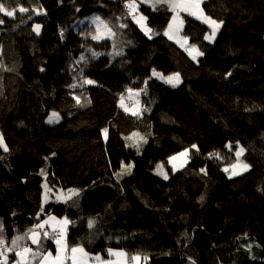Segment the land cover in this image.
Masks as SVG:
<instances>
[{
  "label": "trees",
  "instance_id": "trees-1",
  "mask_svg": "<svg viewBox=\"0 0 264 264\" xmlns=\"http://www.w3.org/2000/svg\"><path fill=\"white\" fill-rule=\"evenodd\" d=\"M133 1L159 35L147 36L127 12ZM10 2L29 11L0 13L6 264L16 260L11 241L50 215L69 220L68 248L83 245L106 259L118 248L147 257L143 264H264V0H204L205 14L222 22L213 42L204 22L183 14L182 34L201 51L198 61L165 37L166 5ZM91 10L116 32L113 41H95L90 26L72 28ZM153 70L180 73L183 82L168 85L151 78ZM129 90L141 92L138 116L119 104ZM52 112L62 120L48 124ZM237 146L250 168L230 177L224 169L236 163ZM188 148L189 162L174 172L168 159ZM161 162L169 178L154 172ZM51 189L73 195L49 201ZM53 236L44 250H55Z\"/></svg>",
  "mask_w": 264,
  "mask_h": 264
},
{
  "label": "rangeland",
  "instance_id": "rangeland-1",
  "mask_svg": "<svg viewBox=\"0 0 264 264\" xmlns=\"http://www.w3.org/2000/svg\"><path fill=\"white\" fill-rule=\"evenodd\" d=\"M142 1L143 2L145 1L150 7H153V8H157V7L162 6V5L163 6H165V5L167 6L166 3H156V0H142ZM133 2L135 3V1H133ZM186 2H188V3H199V8L192 9V11H196L198 15L202 14L203 16H207V17L211 18L209 15H206L205 12H204V8H203L204 0H186ZM171 12H172V16L175 15V13L172 10H171ZM129 14L133 16V18L136 21V23L143 30V32L146 33L147 36L156 37V35H159V33H157V32L154 34L152 32V30L150 32H146L145 31V29L149 28V27L147 26L145 15H143L140 12L139 8L136 7L135 9H130ZM183 14L190 15L188 11H180L179 16H180V19H182V20H183V16H182ZM190 16H193V15H190ZM141 17H144L145 19L141 20ZM211 19H213V18H211ZM199 20L203 22L202 19H199ZM169 23H173L172 19H171V21ZM206 25L210 28V32L206 36H211L212 32H213V28L211 26H209L208 24H206ZM86 26L93 27L94 30L96 31V36H95L96 38H94L95 41H100V42L103 41V40H111V41H113V39H115V37H116V32L114 30L110 29V27L108 26L106 21H104L101 18V16L99 15V13L96 12V11L91 10V11H88V12H85L84 14H82L76 20V22L72 25V28L74 30L80 31L82 28H84ZM183 26H184V21H183V25L182 26H180L178 24V22L177 23H173V27H172L171 30H169L168 26L166 27L167 29H166L165 32H169V35H165V32H164V35L167 38H169V36H171L172 38L171 39L169 38V39L172 42H174L175 44H178L181 48H183L187 52L188 56L193 61H198L199 57L201 56L198 53H201V51L198 50L197 48H195L196 51H193V46L194 45H192L189 42V39L185 38L183 36V34H182V31L184 29ZM220 27L216 30L215 36H214L213 39H211V40L207 39L208 42L209 41L213 42L216 39V37H217L216 35H217ZM190 52L192 53L191 55H190ZM194 55L196 56V59H193ZM154 73H159L160 75H155ZM176 74H178V73H173V74L166 75V74L162 73L161 71L153 70L151 78L156 79V80L159 79L160 81L165 82V79H161L160 78L161 76L167 78L169 76H175ZM182 82H183V80H182V77H181V75L179 73V83L176 86H179V84H181ZM166 84L172 85V84H169V83H166ZM127 93L128 94H126V96H123L120 99L119 104H120L121 108L123 109V111L125 113H128V114L133 115V116H138V114H141L142 111H143V103H141V92L139 90H137V91L136 90H129ZM129 100H132L135 105L132 106L131 104H128ZM133 113H136V114L134 115ZM61 120H62V118L60 117V115L57 112H52L51 115L48 117L47 123L48 124H53V123L60 122ZM139 134L135 132V133L131 134V136H132V138L133 137L137 138L139 136ZM106 135L107 134L105 132V137H106ZM0 137H2V136L0 135ZM2 140H3V138H2ZM1 146L5 147V142L4 141H3V144H1ZM236 148H237V152H239L241 148L243 149V152L240 154V156H237V160H236L235 164H237L238 166L235 169L232 167V165L226 166L228 171H225V173L228 174L230 177H236L237 175L245 173L250 168V165L248 163H244L242 161V159H241L242 156L245 154L244 148L240 147V146H237ZM190 152H191V149H189V148L188 149H184V150H182V152L174 154V155H172V157H170L168 159V165L173 169L174 172L182 170L183 167H185L187 165V163L189 162V158H190V155H189ZM182 153H184V155H181ZM243 164H247L249 166L247 170H243L242 169V165ZM127 168H128V170L130 172V170L133 169L132 168V164L129 167H127ZM154 172L159 177H163V178L167 177V178H169V171L167 169V166H165V164L163 162H161V164H159L157 166V168L154 169ZM233 172H236L238 174L233 175L232 174ZM50 193H51V195L48 198L49 201L55 200V201H60V202L66 201L69 197H71L73 195L72 192L65 193V192H62L61 190H58V189H56V190L55 189H51ZM48 199L46 198L47 201H48ZM50 217H54L55 220H51ZM64 219H65L64 217L50 215V216L46 217L45 220H42L39 223H43V222L47 221V224L45 225L44 229H46L47 227L52 229L53 226L55 228L58 227V228H62L63 229L64 239L61 241V245L64 246L65 251L61 252L60 255L64 256V257H68V256L71 255V249H72V248L71 249L68 248V246H66V244H65V233H66V230H67L69 224L64 225L62 223H58V222H62ZM44 229H38V228L34 229L36 232L40 233V235L38 237L39 244H33L32 240L28 238L31 235V233L27 232L26 235H22V236H25V239L18 242L17 248L14 249L11 252L8 251V253L9 254H15L16 251L21 250L22 247L27 245V246L32 248L33 252H39L41 255L50 252L52 254V258H55L57 256V254H58V251H59L57 244L54 243L55 250H51V249L44 250L43 247H42L43 241L45 240V236H43V234H42V230H44ZM19 236H21V235H19ZM253 245H254V243L250 242V244H246L245 245V248L249 249L250 251H254L255 248H252ZM11 247H12V245H9L8 248H11ZM80 247H83L84 251L86 252V250H85L83 245H80ZM112 250H113V252H123L126 255L125 256H114V255H110L109 251H108L109 256L106 259L105 257H103L100 254H97V255H92L91 254L90 255L89 253L86 252L88 254V256L84 257L80 253H77L76 254V256H77L76 264H101L100 261L95 260L96 256H100L102 261L104 262V264H132L133 260L131 258L133 256H136L134 254L131 255V254L127 253L126 250H124V249L112 248ZM0 251H3V250L0 249ZM139 256H140L139 264H141L143 257L141 255H139ZM4 257H7V262L6 263H8L9 259H8V255L6 253H4L3 257H0L1 262L5 263ZM29 259H31V255L30 254H29ZM18 260H20V257L16 256V260L15 261H18ZM15 261L12 264H15ZM32 264H39V257H37L34 261H32ZM65 264H73V261L70 258L66 259L65 260ZM134 264H137V262H135Z\"/></svg>",
  "mask_w": 264,
  "mask_h": 264
},
{
  "label": "snow or ice",
  "instance_id": "snow-or-ice-1",
  "mask_svg": "<svg viewBox=\"0 0 264 264\" xmlns=\"http://www.w3.org/2000/svg\"><path fill=\"white\" fill-rule=\"evenodd\" d=\"M18 3H19V0H15V4L18 5ZM156 3H166L167 6L175 13V15H173L171 18L172 22L173 23L178 22V24L180 26L183 25V20L180 19V16H179L180 11H188L190 15L195 16L197 19H202L204 23L208 24L209 26H211L213 28L212 35L206 36L205 39H209V40L213 39L215 36L216 30L221 26V23H222V22L218 23L216 20H213L207 16H203L202 14L198 15L196 11H192V9L199 8V3H188V2H186V0H156ZM128 7L130 9H135L136 4L134 2L130 3L128 5ZM17 11H19L20 13H26L29 10L27 8H24V7H18L17 8L16 6H14V4L12 2H10V0H0V13H2L4 16L14 17ZM143 19H145V18L141 17V20H143ZM3 23H4V20L0 19V24H3ZM173 23L168 24L169 30L172 29ZM34 31H36V33L39 34V31H40V25L39 24L35 25ZM145 31L150 32L151 29L146 28ZM165 35H169V32H165ZM94 38H96V37H94ZM169 38L171 39L172 37L169 36ZM193 51H196L194 46H193ZM191 54L192 53L190 52V55ZM198 54L202 55V53H198ZM193 59H196L195 55L193 56ZM154 74L160 75L159 73H154ZM160 78L165 79L166 83L172 84L173 86H176L179 83V74H176L175 76H169L167 78L161 76ZM86 83H92V81H86ZM133 114L135 115L136 113H133ZM105 131H107V130H105ZM0 144H3L2 137H0ZM193 147H195V146H193ZM4 150L7 151L6 146L4 147ZM242 152H243V149L241 148L240 151L236 153V155L240 156V154ZM181 155H184V153H182ZM213 155L218 156L219 154H213ZM237 166H238L237 164L232 165V167L234 169ZM248 167L249 166L247 164L242 165L243 170H247ZM225 171H228V169L225 168ZM232 174L235 175L238 173L233 172ZM165 178H167V177H165ZM50 219L55 220L54 217H50ZM58 223H62L64 225H66L69 223V221L65 218L62 222H58ZM46 224H47V221H45L43 223H39L36 225V228L44 229ZM93 225H94V221H89L88 226L91 228V227H93ZM29 232L31 233V235L28 238L32 240V243L33 244H39L38 237H39L40 233L36 232L34 229H30ZM52 232L55 233V235L53 236V239L55 240V243L57 244L58 249H59L58 254L55 258H52V254L50 252L41 255L39 252H33L31 247L25 245L24 247H22L21 250L16 251L15 255L20 257V260L15 261V264H32V261H34L37 257H39V264H65V260L69 259V258L73 261V264H76V261H77L76 254L77 253H80L84 257L88 256V254L84 251L83 247H73L71 249V255L70 256H68V257L61 256L60 253L65 251L64 246L61 245L63 229L61 228L59 231H57V229L53 226ZM2 233H3V225H2V223H0V246H4L7 243L2 236ZM48 234L49 233L47 231H44V233H43V235L45 237H47ZM24 239H25V236H19V235L16 236L11 241L12 247L8 248L7 251L11 252L14 249H16L18 242L22 241ZM108 251H109L110 255H114V256H125L126 255L123 252H113L112 249H109ZM29 254L31 255V259H29ZM3 256H4V252L0 251V257H3ZM131 259L133 261H136L137 264H139L140 256L136 255V256H133ZM147 259H148L147 257H144L145 261ZM4 260H5V264H6L7 257H4ZM95 260L100 261L101 264H104V262L102 261L100 256H96Z\"/></svg>",
  "mask_w": 264,
  "mask_h": 264
},
{
  "label": "built area",
  "instance_id": "built-area-1",
  "mask_svg": "<svg viewBox=\"0 0 264 264\" xmlns=\"http://www.w3.org/2000/svg\"><path fill=\"white\" fill-rule=\"evenodd\" d=\"M124 7L127 9V12L129 13V12H130V8L128 7V5H127V4H125V6H124ZM130 104H132V105H133L132 101H130ZM45 231H47L48 233H52V232H50L48 229H47V230H45ZM57 231H59V229H58ZM54 235H55V233H54Z\"/></svg>",
  "mask_w": 264,
  "mask_h": 264
},
{
  "label": "crops",
  "instance_id": "crops-1",
  "mask_svg": "<svg viewBox=\"0 0 264 264\" xmlns=\"http://www.w3.org/2000/svg\"><path fill=\"white\" fill-rule=\"evenodd\" d=\"M56 229H61V228H56ZM136 261H132V264H134ZM143 262H144V258L142 259V262H141V264H143Z\"/></svg>",
  "mask_w": 264,
  "mask_h": 264
},
{
  "label": "water",
  "instance_id": "water-1",
  "mask_svg": "<svg viewBox=\"0 0 264 264\" xmlns=\"http://www.w3.org/2000/svg\"><path fill=\"white\" fill-rule=\"evenodd\" d=\"M39 24V23H38ZM36 25V24H35ZM40 25V24H39ZM35 28V27H34ZM41 29H42V26L40 25V31H41ZM40 31H39V34H40ZM35 33H36V31H35Z\"/></svg>",
  "mask_w": 264,
  "mask_h": 264
}]
</instances>
